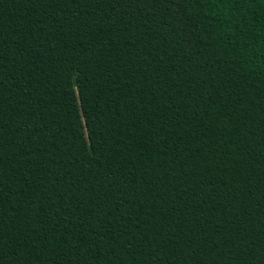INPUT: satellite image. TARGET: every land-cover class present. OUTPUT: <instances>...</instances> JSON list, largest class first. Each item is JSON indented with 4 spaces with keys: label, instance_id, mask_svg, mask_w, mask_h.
Masks as SVG:
<instances>
[{
    "label": "trees",
    "instance_id": "16d2710c",
    "mask_svg": "<svg viewBox=\"0 0 264 264\" xmlns=\"http://www.w3.org/2000/svg\"><path fill=\"white\" fill-rule=\"evenodd\" d=\"M0 264H264V0H0Z\"/></svg>",
    "mask_w": 264,
    "mask_h": 264
}]
</instances>
